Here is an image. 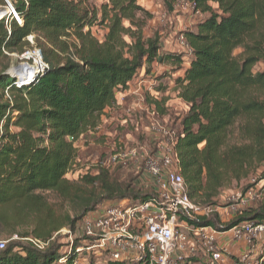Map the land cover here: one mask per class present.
Masks as SVG:
<instances>
[{
    "label": "trees",
    "instance_id": "16d2710c",
    "mask_svg": "<svg viewBox=\"0 0 264 264\" xmlns=\"http://www.w3.org/2000/svg\"><path fill=\"white\" fill-rule=\"evenodd\" d=\"M7 1L23 25L11 15L0 19V238L19 240L0 250V264H74L83 237L80 231L73 247L60 253L56 238L63 230L74 233L106 202L138 203L154 195L135 191L119 170L83 172L78 165L81 140L120 113L118 96L141 72L151 76L154 64L171 67L155 90L165 93L162 81L171 78L172 92L185 106L174 151L190 201L201 210L214 208L233 184L246 182L243 193L253 187L249 182L264 165V0H185L204 15L180 33L185 53L163 51L157 36L145 35L150 15L138 0H97L95 8L94 0ZM162 1L171 10L177 0ZM6 6L0 0V10ZM94 28L105 31L101 41ZM33 49L48 68L16 88L2 63ZM145 100L163 108L147 95ZM261 192L257 205L225 227L210 215L197 225L228 231L246 222L264 224V185ZM24 239L49 244L39 250ZM82 256L96 264L91 253Z\"/></svg>",
    "mask_w": 264,
    "mask_h": 264
},
{
    "label": "built area",
    "instance_id": "2783aa9c",
    "mask_svg": "<svg viewBox=\"0 0 264 264\" xmlns=\"http://www.w3.org/2000/svg\"><path fill=\"white\" fill-rule=\"evenodd\" d=\"M177 3L191 9L195 15H201L193 3L185 0H177ZM8 15L19 26L23 25V20L15 11ZM179 39L184 45L183 37ZM27 41L33 45V36H28ZM10 56L15 59V64L5 74L19 89L44 74L48 68L37 49ZM151 132L162 140L158 154L142 156L145 172L153 181L154 195L143 202L121 201L115 206L104 205L88 214L81 222L83 239L76 252L133 264H185L188 253L201 251L214 263L264 264V243L259 245L264 239V224L246 222L228 231L199 227V218L209 216L213 208L201 210L187 195L174 151L175 131L152 126ZM126 157L133 158L128 151L118 153L114 159ZM220 236L229 237L228 243L234 244L236 260L226 259L223 249L217 245ZM14 240L19 239L17 236L8 240L0 238V250ZM24 241H29L39 250H44L49 244L36 239ZM58 262L62 263L64 259Z\"/></svg>",
    "mask_w": 264,
    "mask_h": 264
},
{
    "label": "rangeland",
    "instance_id": "374dc122",
    "mask_svg": "<svg viewBox=\"0 0 264 264\" xmlns=\"http://www.w3.org/2000/svg\"><path fill=\"white\" fill-rule=\"evenodd\" d=\"M90 2L92 8L97 7L99 1ZM139 4L149 13L150 18L147 19L144 33L146 36H157L159 38L160 47L163 51L169 52H186L184 45L181 44L179 35L182 31L191 29L196 22L201 20L204 15H195L191 9L183 8L181 4L175 2L174 6L169 10L162 0H138ZM105 31L101 28H94L93 34L98 40H102ZM15 64V59L10 58L6 63L4 73ZM169 65L154 64L149 79H146L144 72H141L135 81L132 93L126 95L125 102L120 109L121 113L114 118L108 119L102 125L101 130L96 136H88L87 139L81 140L79 144V167H83V172L87 168L90 172H94L99 167L119 170L120 174L126 182H130L135 191H140L142 194H151L154 190L153 181L145 172L142 156H153L159 153L161 147V139L152 134V126L164 127L165 129L176 130L177 121L183 114L185 106L182 105L172 92V80L167 77L163 84L166 87L165 93H158L155 89L158 87V81L165 72L170 71ZM264 69L262 65L259 67ZM1 71V68H0ZM179 73L172 74L176 77ZM150 89V90H149ZM146 95L159 103H162L163 108L156 110L154 106L149 107V100H145ZM163 101V102H162ZM119 151L127 153L133 158L114 159ZM134 151V152H133ZM134 153L135 157L132 155ZM264 173V165L260 172L250 180L249 188L245 193L242 190L245 188L246 182L238 186L233 184L230 190L224 191L218 201L216 207L212 209L210 218L217 220L215 224L220 229L225 227L239 212L247 207L257 205L262 198V188L264 180H259ZM131 202L130 200H124ZM118 203L106 202L95 211L102 208L104 205L115 206ZM93 211V212H95ZM91 212V213H93ZM89 213V214H91ZM217 216V218L215 217ZM82 224L76 226L75 232L63 230L57 236V244L60 246V253L69 251L74 244L76 238L81 237ZM221 231V230H219ZM225 231V230H224ZM225 241L229 237H224ZM264 239L259 242L262 246ZM217 245L223 249L225 245L222 242V237H218ZM227 248V247H226ZM186 249H188L186 247ZM236 249V248H235ZM224 251V250H223ZM237 251V249H236ZM224 254L227 257H235V252ZM188 259H194L193 264H216L210 261L209 256L205 257L201 251L188 253ZM96 264H105L108 257H96ZM224 263H226L224 261ZM74 264H88L85 256L79 253ZM217 264H223L217 263Z\"/></svg>",
    "mask_w": 264,
    "mask_h": 264
},
{
    "label": "crops",
    "instance_id": "0c3cea01",
    "mask_svg": "<svg viewBox=\"0 0 264 264\" xmlns=\"http://www.w3.org/2000/svg\"><path fill=\"white\" fill-rule=\"evenodd\" d=\"M178 76V75H177ZM174 77V76H173ZM147 79H149V76L148 77H146ZM164 81H162V83H163ZM161 83V82H160ZM134 85H135V82H133L132 83V85H131V88H130V90L128 91V93H125V94H123V95H119L118 96V102H117V104H118V111L121 113V111H120V109L122 108V104L125 102V100L124 99H126L127 97H126V95H128L129 93H131V94H133L132 93V90H133V87H134ZM224 237L225 236H222V242L225 244L224 246H223V250H224V253L225 254H228V251L231 253V254H234V253H232V252H235L236 254L235 255H237V251H236V249H235V247H234V244H230V243H228L227 242V240L225 241V239H224ZM227 247V248H226ZM228 258V257H227ZM223 264H227V263H223Z\"/></svg>",
    "mask_w": 264,
    "mask_h": 264
},
{
    "label": "water",
    "instance_id": "95a60500",
    "mask_svg": "<svg viewBox=\"0 0 264 264\" xmlns=\"http://www.w3.org/2000/svg\"><path fill=\"white\" fill-rule=\"evenodd\" d=\"M7 6L5 9L0 10V19H2L4 16L10 14L11 12H14V9L12 5L6 0Z\"/></svg>",
    "mask_w": 264,
    "mask_h": 264
}]
</instances>
